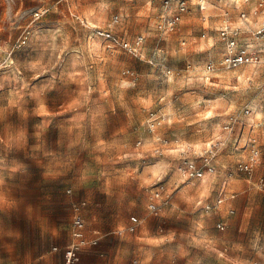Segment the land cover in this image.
<instances>
[{
  "label": "rangeland",
  "instance_id": "374dc122",
  "mask_svg": "<svg viewBox=\"0 0 264 264\" xmlns=\"http://www.w3.org/2000/svg\"><path fill=\"white\" fill-rule=\"evenodd\" d=\"M259 1L186 0L167 31L175 0H0V264H64L79 201L110 264H264V56L224 68L219 34L260 42Z\"/></svg>",
  "mask_w": 264,
  "mask_h": 264
},
{
  "label": "built area",
  "instance_id": "2783aa9c",
  "mask_svg": "<svg viewBox=\"0 0 264 264\" xmlns=\"http://www.w3.org/2000/svg\"><path fill=\"white\" fill-rule=\"evenodd\" d=\"M186 0H175V10L173 13L165 18V29L173 30L175 25L179 22L181 18V13L185 11L186 9ZM263 2H259V6H262ZM201 7V4H200ZM242 18L246 16V13L242 12L240 14ZM117 19V17H115ZM256 35L264 36V21L262 25L257 28L255 31ZM96 33L111 41V43L117 45L124 46L125 48L129 49L130 51L136 52L137 47L142 41V37L138 36L134 42L131 44L128 41H125L123 39H120L116 35L97 29ZM219 34L221 37V40L223 41V55L220 60V65L227 69H235L243 64H252L256 63L260 60V53H264V45L261 46V48L255 49L254 45L252 43H240L239 42V28L238 27H230L229 25L223 26L219 30ZM206 68L208 71H211L214 69V63L209 62L206 65ZM262 92H264V83L261 86ZM249 110L247 109L246 112ZM153 114H150L152 116ZM154 119H151L150 125L153 124ZM140 143V142H138ZM258 155V151L255 149H252L251 155L249 156V159L243 163H240V169L251 172L253 169V164L255 161V158ZM211 169H214V167H211ZM189 175L193 176H202V172L198 171L195 168V165L192 163L189 168ZM260 186L264 188V164H263V175L259 180ZM70 190H68L69 192ZM159 196V192L154 193V197L157 198ZM223 189L220 192V196L217 200V204H220L223 201ZM86 202L85 201H79L71 204V232H70V240L69 242L63 247L62 255H63V261L64 264H78V254L79 252L87 246L96 245L98 243V236L95 234V236H87L86 234V223L84 218V211H85ZM149 208L151 210L156 209V204L154 202H151L149 204ZM138 219L135 216H131L129 219V225L128 229L129 231H133L136 228ZM225 221H220L217 223V227L220 229H223L225 227ZM54 250L57 249V247H53Z\"/></svg>",
  "mask_w": 264,
  "mask_h": 264
},
{
  "label": "crops",
  "instance_id": "0c3cea01",
  "mask_svg": "<svg viewBox=\"0 0 264 264\" xmlns=\"http://www.w3.org/2000/svg\"><path fill=\"white\" fill-rule=\"evenodd\" d=\"M201 1L202 0H197V6L200 8V9H206L205 7H203V5H202V3H201ZM205 1H207V0H205ZM235 1V3L237 4V1L236 0H234ZM248 0H243V2H247ZM259 2H261V1H259ZM259 2L257 3L258 5H257V7L259 6ZM263 2V5L262 6H259L260 8H263L264 9V1H262ZM200 4H201V7H200ZM240 5H237L236 7H239ZM175 10V9H174ZM242 12H244V13H246L245 11H243V10H241L240 11V14L242 13ZM242 17L240 16V19H241ZM225 26V25H224ZM223 27V26H222ZM222 27H220L219 29H221ZM249 39H251V38H248V40L247 41H252L253 42V40H249ZM260 42H258V43H252V45H254V47H255V49H258V48H261V46L262 45H264V36H260ZM247 41H245L246 43H247ZM244 42V43H245ZM223 51H224V47H222V52H221V57L220 58H222V55H223ZM260 56H264V53H260ZM250 173V172H249ZM223 190H224V188H222ZM221 189V190H222ZM221 192V191H220ZM219 196H220V193H219ZM223 197H224V199H227V197L226 196H224V194H223ZM223 199V200H224ZM70 211H71V205H70ZM71 213V212H70ZM70 219H71V217H70ZM220 220H225V219H220ZM226 222V221H225ZM70 232H71V221H70V226H69V233H67L66 234V236L65 237H63L62 239H60V243H63V242H66L63 246H60V247H57V246H55V247H57V249L56 250H54V251H57V253H60L61 255H62V250H63V247L69 242V240H70ZM95 234H97V236H98V242H100V240H101V238L102 237H104L105 239H107V234H116L115 232H112V231H109V232H105V233H103L102 235L100 234V232H96V231H94L93 233H91V234H87L88 236H95ZM114 236H116V235H114ZM104 243H106V242H104ZM98 244V243H97ZM96 244V245H97ZM100 246H101V244H100ZM104 251H103V248H101V247H99V251L98 252H95L93 249H92V247L91 246H87V247H84L80 252H79V254H78V261H79V264H85V262L87 263V264H110L111 263V260L110 261H107V256H105L104 255ZM35 257H37V259L38 258H41L44 254H42V252H39V251H36L35 252ZM63 258V257H62ZM114 264V263H113Z\"/></svg>",
  "mask_w": 264,
  "mask_h": 264
},
{
  "label": "bare ground",
  "instance_id": "6f19581e",
  "mask_svg": "<svg viewBox=\"0 0 264 264\" xmlns=\"http://www.w3.org/2000/svg\"><path fill=\"white\" fill-rule=\"evenodd\" d=\"M238 1H239V0H237V2H238ZM201 3H202V5H203V6L207 5V4H206V2H205V1H203V0L201 1ZM238 3H239V2H238ZM156 166H158V163H157V164H155V165H153V167H156Z\"/></svg>",
  "mask_w": 264,
  "mask_h": 264
},
{
  "label": "snow or ice",
  "instance_id": "6c2138e0",
  "mask_svg": "<svg viewBox=\"0 0 264 264\" xmlns=\"http://www.w3.org/2000/svg\"><path fill=\"white\" fill-rule=\"evenodd\" d=\"M36 82L38 83L39 81L37 80Z\"/></svg>",
  "mask_w": 264,
  "mask_h": 264
}]
</instances>
